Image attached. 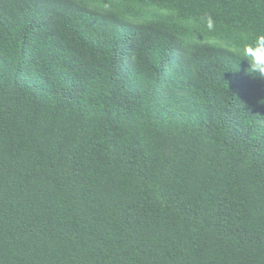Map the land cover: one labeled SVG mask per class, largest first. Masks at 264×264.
I'll return each mask as SVG.
<instances>
[{
    "label": "trees",
    "instance_id": "16d2710c",
    "mask_svg": "<svg viewBox=\"0 0 264 264\" xmlns=\"http://www.w3.org/2000/svg\"><path fill=\"white\" fill-rule=\"evenodd\" d=\"M117 5L0 0V264H264V0Z\"/></svg>",
    "mask_w": 264,
    "mask_h": 264
},
{
    "label": "clouds",
    "instance_id": "9594fccd",
    "mask_svg": "<svg viewBox=\"0 0 264 264\" xmlns=\"http://www.w3.org/2000/svg\"><path fill=\"white\" fill-rule=\"evenodd\" d=\"M204 23L209 32L214 31L215 21L211 17H207ZM230 52L236 58L235 66L230 71H237L238 62L244 60L247 62L244 69L247 75L264 79V31L245 37L240 43L232 46Z\"/></svg>",
    "mask_w": 264,
    "mask_h": 264
},
{
    "label": "rangeland",
    "instance_id": "374dc122",
    "mask_svg": "<svg viewBox=\"0 0 264 264\" xmlns=\"http://www.w3.org/2000/svg\"><path fill=\"white\" fill-rule=\"evenodd\" d=\"M85 1L90 5H105V6L107 5L113 8L114 10L119 11L117 5L119 0H85Z\"/></svg>",
    "mask_w": 264,
    "mask_h": 264
}]
</instances>
